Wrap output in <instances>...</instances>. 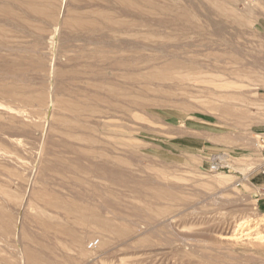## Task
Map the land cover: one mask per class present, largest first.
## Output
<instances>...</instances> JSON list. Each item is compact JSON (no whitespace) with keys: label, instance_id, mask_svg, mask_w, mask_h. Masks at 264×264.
<instances>
[{"label":"rangeland","instance_id":"374dc122","mask_svg":"<svg viewBox=\"0 0 264 264\" xmlns=\"http://www.w3.org/2000/svg\"><path fill=\"white\" fill-rule=\"evenodd\" d=\"M262 167L264 0H0V264H264Z\"/></svg>","mask_w":264,"mask_h":264},{"label":"bare ground","instance_id":"6f19581e","mask_svg":"<svg viewBox=\"0 0 264 264\" xmlns=\"http://www.w3.org/2000/svg\"><path fill=\"white\" fill-rule=\"evenodd\" d=\"M42 1V0H41ZM116 3H118V4H121V5H124V6H127V7H129V8H133L134 6H135V1H137V0H114ZM148 1V0H147ZM210 1V0H209ZM27 2V0H23V3H26ZM30 3V2H29ZM32 3V2H31ZM37 6V5H36ZM43 7H44V5H43ZM28 10V12H30V13H32V14H34V15H37V16H47V14L46 13H44L43 12V10H41L40 8H38V7H29V9H27ZM9 11V10H8ZM52 17V16H51ZM78 21V22H77ZM65 23H71L73 26L74 25H78V27H82V28H87L88 27V22H84L81 18H77L76 20H74V19H70V20H67ZM183 68H191L192 69V71H196L197 73H194L193 75H195V76H197L198 75V69L196 68V67H193V66H191V65H185V66H183V65H181V63H179V62H172L171 64H168L167 66H165V67H162L160 70V72H156V74L155 75H153V73L152 74H150V75H148L147 77H146V80L147 81H154V80H159L161 83H163V82H165V81H167V80H171V81H175L176 79H178L179 78V75L178 76H174V77H172L170 74H165V72H166V70L168 69V70H171V71H174L175 70V73H179L176 69H183ZM177 71V72H176ZM184 75V74H183ZM183 75L182 74H180V76H181V79H182V77H183ZM234 79H238V80H240V79H243L241 76H240V74H239V72H236V74H234V77H233ZM188 78H186V77H183V79L182 80H187ZM195 78L192 76L191 77V80H194ZM229 83V82H228ZM224 95V94H223ZM225 98H230V96H228V95H226L225 94ZM209 108H212L213 110H218V109H220V107L219 106H215V105H213L212 104V102H210V106H209ZM223 111L225 112V111H227V110H229V108H226V107H224L223 106ZM112 174H114V175H116L117 174V172H113ZM74 238H75V241H76V243H81V238L79 237V235H76L75 234V236H74ZM47 257V256H46ZM30 264H41L38 260H36L35 258H32L31 259V261H30Z\"/></svg>","mask_w":264,"mask_h":264},{"label":"built area","instance_id":"2783aa9c","mask_svg":"<svg viewBox=\"0 0 264 264\" xmlns=\"http://www.w3.org/2000/svg\"><path fill=\"white\" fill-rule=\"evenodd\" d=\"M225 162H226V157L225 156H216L214 157L210 164H211V168L210 170H217L220 171L222 169H225L227 167H225ZM260 175L264 178V167H262L260 169Z\"/></svg>","mask_w":264,"mask_h":264}]
</instances>
